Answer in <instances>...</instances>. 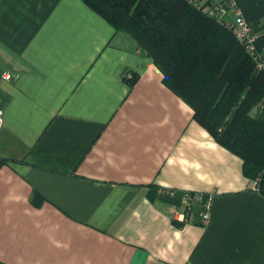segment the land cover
Masks as SVG:
<instances>
[{
    "label": "crops",
    "instance_id": "obj_1",
    "mask_svg": "<svg viewBox=\"0 0 264 264\" xmlns=\"http://www.w3.org/2000/svg\"><path fill=\"white\" fill-rule=\"evenodd\" d=\"M0 103V264H264L242 159L82 0H0ZM187 190L207 224L175 218Z\"/></svg>",
    "mask_w": 264,
    "mask_h": 264
},
{
    "label": "trees",
    "instance_id": "obj_2",
    "mask_svg": "<svg viewBox=\"0 0 264 264\" xmlns=\"http://www.w3.org/2000/svg\"><path fill=\"white\" fill-rule=\"evenodd\" d=\"M82 1L131 35L194 120L242 159L244 174L264 194V71L231 31L191 0ZM234 1L264 48V0Z\"/></svg>",
    "mask_w": 264,
    "mask_h": 264
},
{
    "label": "built area",
    "instance_id": "obj_3",
    "mask_svg": "<svg viewBox=\"0 0 264 264\" xmlns=\"http://www.w3.org/2000/svg\"><path fill=\"white\" fill-rule=\"evenodd\" d=\"M192 3L199 6L202 12L215 16L220 24L225 25L231 31L236 41L243 47L244 51L255 62L257 70L264 71V48L259 49L256 43L260 33L256 32L252 25L244 18L234 0H223L212 7ZM3 78L8 80L11 76L5 74ZM2 117L3 108L0 103V127L2 125ZM254 188L258 190L256 182ZM159 192L166 193L168 196H172L175 193L173 189H159ZM181 195L183 208L175 212V218L181 222H185L194 213L200 224H207L213 204V193L187 190L183 191Z\"/></svg>",
    "mask_w": 264,
    "mask_h": 264
}]
</instances>
